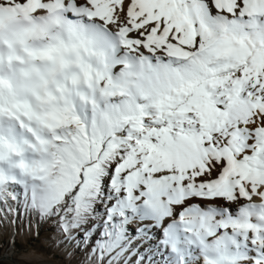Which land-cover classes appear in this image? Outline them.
Returning a JSON list of instances; mask_svg holds the SVG:
<instances>
[{
  "label": "snow or ice",
  "instance_id": "6c2138e0",
  "mask_svg": "<svg viewBox=\"0 0 264 264\" xmlns=\"http://www.w3.org/2000/svg\"><path fill=\"white\" fill-rule=\"evenodd\" d=\"M0 206L67 264H264V0H0Z\"/></svg>",
  "mask_w": 264,
  "mask_h": 264
},
{
  "label": "rangeland",
  "instance_id": "374dc122",
  "mask_svg": "<svg viewBox=\"0 0 264 264\" xmlns=\"http://www.w3.org/2000/svg\"><path fill=\"white\" fill-rule=\"evenodd\" d=\"M0 225V264H20L8 257L12 249L33 252L52 262L64 260L73 252L70 245H58L54 229L34 216H19L17 232H12L9 220L3 216H0ZM13 238L15 243L11 242ZM76 255L81 259V264H90L86 250L76 251Z\"/></svg>",
  "mask_w": 264,
  "mask_h": 264
},
{
  "label": "bare ground",
  "instance_id": "6f19581e",
  "mask_svg": "<svg viewBox=\"0 0 264 264\" xmlns=\"http://www.w3.org/2000/svg\"><path fill=\"white\" fill-rule=\"evenodd\" d=\"M6 220H9L12 232H17V218H14L12 215H8ZM8 257H10L14 262L17 261L20 264H67L70 255L64 260L52 262L46 260L40 255L34 254L33 252H19L16 249H12L11 252L8 254ZM8 261L11 262L10 260ZM72 264H81V259L76 255V252L75 257L72 260Z\"/></svg>",
  "mask_w": 264,
  "mask_h": 264
}]
</instances>
